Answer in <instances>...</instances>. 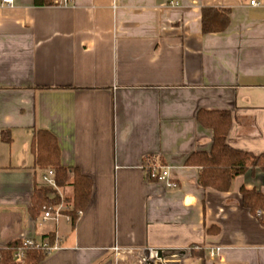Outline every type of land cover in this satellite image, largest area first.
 Wrapping results in <instances>:
<instances>
[{"label":"crops","instance_id":"crops-1","mask_svg":"<svg viewBox=\"0 0 264 264\" xmlns=\"http://www.w3.org/2000/svg\"><path fill=\"white\" fill-rule=\"evenodd\" d=\"M205 7L231 10L226 31L203 33ZM201 111L229 112L228 145L264 154V0H0V249L53 235L41 264H139L150 249L179 264H264V224L242 204L243 189L264 195V170L227 192L202 187L187 164L212 150ZM39 130L92 180L75 228L69 203L57 222L30 215L49 171L36 167ZM145 158L171 167L176 188L149 180Z\"/></svg>","mask_w":264,"mask_h":264},{"label":"trees","instance_id":"trees-1","mask_svg":"<svg viewBox=\"0 0 264 264\" xmlns=\"http://www.w3.org/2000/svg\"><path fill=\"white\" fill-rule=\"evenodd\" d=\"M36 7H51L58 5L57 0H34ZM231 10L226 8L205 7L202 9V30L204 34L221 33L230 25ZM50 90V88H43ZM199 120L205 127L213 130V145L210 153L201 152L189 158L187 164L201 167L200 184L204 188H213L220 192L231 189L233 181L244 174L248 167H259L264 170V154L255 156L232 148L227 143L228 133L232 126L231 115L227 111H201ZM9 131H4V135ZM11 141L9 136L5 138ZM33 150L36 154V167L43 170H52L55 174L57 187L63 189L70 184L73 173V196L70 199L61 198L57 189L46 186L35 189L32 197L30 215L35 221L51 207L63 203L72 205V210L65 212L71 218L75 228L79 211H84L90 201L92 180L82 175L78 170L68 169L61 164V153L56 137L48 131L39 130L33 137ZM147 178L152 180L148 175ZM242 204L253 214L258 211L264 224V195L256 191L242 190ZM53 245V235L45 236ZM22 249L25 253L23 264H41L48 253L34 246H23V240H14L0 249V264H18L13 254Z\"/></svg>","mask_w":264,"mask_h":264},{"label":"built area","instance_id":"built-area-1","mask_svg":"<svg viewBox=\"0 0 264 264\" xmlns=\"http://www.w3.org/2000/svg\"><path fill=\"white\" fill-rule=\"evenodd\" d=\"M14 0H2L3 6L11 7ZM74 0H57V4L60 6L68 7L73 4ZM251 5H257L255 1L251 2ZM142 169L153 181L161 182L166 184L170 189L176 188L175 182L172 180V168L164 166L158 163L156 158H145L142 164ZM43 180L46 186L57 189V183L55 180V174L52 170H49L48 173L43 177ZM63 207L62 204L59 206L51 207L43 213V220H52L57 222L62 216ZM82 212H78V215H81ZM262 212L258 211L257 215H261ZM58 242H55L53 245L50 244L49 239H43L42 241L34 240H23V246H34L35 248L44 249L48 254L52 253L55 250H58ZM115 251L119 254L120 250L115 248ZM222 249L216 248L211 251V258H219L221 255ZM13 258L16 263L23 264L25 262V253L22 249L17 250L13 254ZM183 254L178 252H171L168 250H144L139 253V264H179Z\"/></svg>","mask_w":264,"mask_h":264}]
</instances>
